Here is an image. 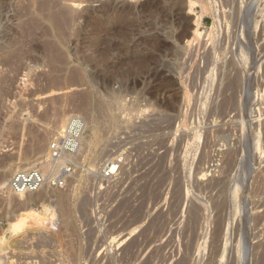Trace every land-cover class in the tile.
Returning <instances> with one entry per match:
<instances>
[{
  "label": "rangeland",
  "instance_id": "374dc122",
  "mask_svg": "<svg viewBox=\"0 0 264 264\" xmlns=\"http://www.w3.org/2000/svg\"><path fill=\"white\" fill-rule=\"evenodd\" d=\"M183 2L0 0V264H264V0L246 25L250 0H200L229 37L213 25L191 65ZM72 117L87 140L55 188L40 162ZM19 170L47 181L13 194ZM29 209L58 230L47 215L10 230Z\"/></svg>",
  "mask_w": 264,
  "mask_h": 264
},
{
  "label": "built area",
  "instance_id": "2783aa9c",
  "mask_svg": "<svg viewBox=\"0 0 264 264\" xmlns=\"http://www.w3.org/2000/svg\"><path fill=\"white\" fill-rule=\"evenodd\" d=\"M198 6H201L200 0H197L195 5H193L192 10H195V14L193 15L194 18L197 17L196 9ZM199 13L200 19L198 20V24L193 25L197 30V34H194L189 41L190 48L188 46V49L190 50V53H188V56L185 60V62L190 65V55L193 52L194 46L197 42H199L201 37H203L204 43H206L205 47L198 51V53H200V55H203L206 51V48L210 46V42L207 41V38L208 33L213 25H219L220 23L222 24L220 30L221 41H223L225 45L228 44V21L230 19H228L223 12L218 17H215L214 15H208L204 13L202 9ZM241 35V29H239L238 27L235 36L236 44L240 43ZM255 114L257 116L259 115L258 108H255ZM84 130L85 125L83 120L79 117H72L64 126V128L55 133L52 139L49 141L47 146V160L48 162L60 165L57 176L50 180V184L53 187L62 188L64 186V177L66 175H69L72 171L73 163L71 160L78 152L80 139L84 134ZM116 169L117 168L112 163V165L107 167V171L104 174L105 177H110L111 175H113L116 172ZM46 181V176H44L40 171L19 170L11 175L8 181V186L13 194L22 195L37 192L46 183ZM60 222L61 221L56 213L55 216L48 221L49 233L52 234L53 232H56L61 224ZM18 243L25 246H33V244L35 243L34 233L29 232L26 235L20 236L18 238ZM43 259L44 258L34 256L22 258L19 255L15 257L14 260H12L14 262H11L8 258L4 257L2 264H39V262L42 263Z\"/></svg>",
  "mask_w": 264,
  "mask_h": 264
},
{
  "label": "bare ground",
  "instance_id": "6f19581e",
  "mask_svg": "<svg viewBox=\"0 0 264 264\" xmlns=\"http://www.w3.org/2000/svg\"><path fill=\"white\" fill-rule=\"evenodd\" d=\"M182 1V0H181ZM185 1V3L187 4V7H188V14L190 13L191 15H194V14H192L191 12H190V10H192V8H193V5H195V3L196 2H194V1H192V0H184ZM165 2V1H164ZM258 2H259V0H250V3H249V5H248V7L246 8V10H245V16H244V18H243V20H242V23H244L245 25L247 24V22L246 21H249L248 20V18L246 17L247 15H246V13H248V9L251 7V5L250 4H253L254 6H256L257 4H258ZM168 3V2H167ZM171 3H172V1H171ZM184 3V2H183ZM184 3V4H185ZM256 3V4H255ZM180 4V3H179ZM253 5H252V7L251 8H253ZM201 7L203 8V6L201 5ZM180 8V7H179ZM187 10V9H186ZM203 10H204V12L206 11L205 10V8H203ZM202 10V11H203ZM59 14V13H58ZM66 14V13H65ZM254 16V15H253ZM252 16V17H253ZM56 17H58V16H56ZM65 17V16H64ZM194 17V16H193ZM67 18V17H66ZM168 18V17H167ZM59 19V18H58ZM61 19H62V17H61ZM200 19V17L199 16H197V17H195V19H193V21H192V23H193V25H197L198 24V20ZM160 20V19H159ZM168 20V19H167ZM175 20V19H174ZM57 21V20H56ZM55 21V22H56ZM63 21V20H62ZM66 21V20H65ZM166 21V20H165ZM170 21V20H169ZM59 22H61V20L59 21ZM240 22V21H239ZM59 24V23H58ZM241 25V24H240ZM60 26V25H59ZM195 28V27H194ZM192 32V33H191ZM190 33L192 34V35H194V34H197V30H196V28L194 29V30H192ZM192 38V37H191ZM189 40H191V39H189ZM189 40H186L185 41V44H189ZM261 63V62H260ZM258 66H259V64H258ZM228 82H230V81H228ZM227 84V83H226ZM230 84V83H229ZM232 87V86H231ZM68 93V92H67ZM253 93V92H252ZM252 97V96H251ZM89 98V97H88ZM230 98V97H229ZM253 99V98H252ZM226 101H227V99H226ZM227 103V102H226ZM87 104V103H86ZM108 104V103H107ZM107 104H105L106 106H107ZM104 105V106H105ZM102 106V105H101ZM87 107V106H86ZM96 107H97V105H96ZM99 107V106H98ZM104 109V108H103ZM102 109V110H103ZM261 109V108H260ZM96 111V110H95ZM101 111V110H100ZM103 112V111H102ZM101 113V112H100ZM95 116V115H94ZM89 122V121H88ZM86 123H85V127H86ZM98 126V125H97ZM94 127V126H93ZM96 127V126H95ZM93 129V128H92ZM96 130V129H95ZM95 130H93V131H95ZM97 132V131H96ZM95 132V133H96ZM97 134H98V132H97ZM92 135V134H91ZM86 139V138H85ZM85 139L84 138H81V140H80V143H82L83 141H85ZM87 140V139H86ZM79 149H80V147H79ZM110 158V157H109ZM116 159V158H115ZM114 159V160H115ZM44 160V159H43ZM41 164L40 165H43L42 167L43 168H41L42 169V171L43 172H46V170H49V172H51V174L50 173H48V174H50V175H54L55 173H57L58 172V168H59V164H56V163H47V161L46 160H44L43 162H40ZM35 167H37V166H35ZM40 167V166H39ZM39 170V169H38ZM41 171V170H40ZM42 172V174H44ZM45 175V174H44ZM49 177V176H48ZM51 177V176H50ZM51 178H53V177H51ZM236 178V177H235ZM249 179V178H248ZM6 182H4V184H5ZM3 184V185H4ZM6 185H8V184H5L4 186H6ZM3 186V187H4ZM2 187V186H1ZM7 188H8V186H7ZM7 188H1V189H7ZM10 189V188H9ZM9 191H11V190H9ZM7 192H8V190H7ZM12 192V191H11ZM149 193V192H148ZM151 193V192H150ZM10 194V193H9ZM65 208V207H64ZM61 209H62V211L60 212L61 213V216H62V214L64 215V218L65 219H67L66 218V216L68 215V212L65 210V209H63L62 207H61ZM67 209V208H66ZM45 215H40L39 213H37V212H35V211H32V210H24L23 212H22V214H21V217L20 218H17L16 220H13V221H11V223H10V230H12V231H14V232H16L17 230H20V229H23L24 227H25V225L27 224V222H29V220L30 221H37V220H39V219H43L44 217H46V215H47V217H46V219H48V218H50V217H53V215H54V213H53V210L52 209H46V212L44 213ZM70 219V218H69ZM64 221V222H63ZM67 221L68 220H64L63 218H62V222L63 223H67ZM65 226V225H64ZM67 228H68V226H66ZM19 232V231H18ZM58 236V235H57ZM3 237V236H2ZM59 238V237H58ZM2 238L0 237V243H2V240H1ZM60 242V241H59ZM51 243V242H50ZM1 245V244H0ZM130 251V250H129Z\"/></svg>",
  "mask_w": 264,
  "mask_h": 264
},
{
  "label": "water",
  "instance_id": "95a60500",
  "mask_svg": "<svg viewBox=\"0 0 264 264\" xmlns=\"http://www.w3.org/2000/svg\"><path fill=\"white\" fill-rule=\"evenodd\" d=\"M186 13V6L185 7H183V14H185ZM191 30V27H189V31Z\"/></svg>",
  "mask_w": 264,
  "mask_h": 264
}]
</instances>
